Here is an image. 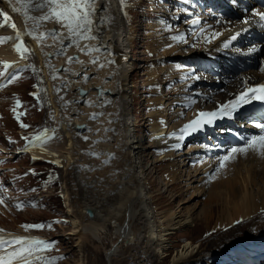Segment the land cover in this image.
<instances>
[{"label": "rangeland", "instance_id": "obj_1", "mask_svg": "<svg viewBox=\"0 0 264 264\" xmlns=\"http://www.w3.org/2000/svg\"><path fill=\"white\" fill-rule=\"evenodd\" d=\"M151 1L155 6L151 7ZM225 1L231 7L229 12H223L224 8H220L223 5L218 8V12L217 9L215 10L214 6L220 5V0H214V3L213 0H126L123 11H121L119 0H116L121 13L122 34L127 37V58L132 67L128 80L131 96L130 117L133 120L131 130L134 141L140 140L138 159L144 172L146 187L152 196L149 203L150 210L152 209V223L155 228H158L156 226L159 225L157 222L159 213L166 210L180 211L186 216L191 215L194 221L185 228L170 233L168 235L170 246L163 253L160 252L161 254L157 253V246L154 245L149 250L148 256H144L143 251L146 248L143 244L140 245L141 247L139 245L130 247V245L124 246L119 243L120 252L112 257L111 264L131 262L132 264H238L240 261H252L255 264V260L258 264H264V209L261 208V201L248 203L244 207L243 216L239 218L232 219L229 209L227 215L230 222L227 224L226 220H218L225 199L231 202L230 207L233 200L231 196L234 195L232 190L239 188L242 182H244V193L252 190V195L258 191L262 196L264 150L257 152L249 149L246 153H234V158L228 160L225 167L218 172L215 171L218 157L227 155L228 150L233 147L244 146L246 142L244 132L253 131L248 137L259 134V131L255 132L252 128H245V126L255 122L264 123L261 119V117L264 118V112H261L262 107L254 110L253 117L247 120L237 116L228 117L220 124L211 126L209 130H201L186 136L180 144L181 147L175 148L171 157L163 158L167 149L160 145L156 146L157 144L151 139L153 133L150 120L154 119L153 114L158 113L162 108H166L167 112L177 108L182 110V114L173 120H170V115L166 112L169 117L165 124L169 127L179 125L180 122L184 124L185 121L196 117L198 112H212L218 109L219 104L235 99L238 94L245 91L246 85L251 87L258 84L264 75V71L261 70L264 69V41L260 40L259 34L247 42L244 37L249 33H240L237 41L225 48L227 50L225 54L222 51L223 46L213 54L205 49L212 42L223 38L227 29L237 27L242 29L243 20L253 16L254 7L263 9L260 2L257 5L255 1H251L250 6L244 7V0H237L238 6L246 8L241 14L237 12L235 4ZM15 2L20 4L21 12L24 13L23 6L26 0H15ZM10 5L14 8L12 3ZM185 8L188 9L187 12L183 11ZM10 10L0 0V38L13 37L19 32L22 34L20 40H23L24 46L30 51L22 60L20 54L11 47L14 43L20 42L16 36L9 43L7 40L0 43V52L3 55H0V61L11 63L16 60L17 65L20 64L17 69L12 71L10 67L5 72V76L8 74L9 78L11 74H18L19 78L13 84L0 88V196L5 197L4 203L0 204V229H3L5 234L33 235L45 241H55L54 246L45 250L43 255L49 258L54 256L64 258L55 260L52 264H79L80 261H83V264H106L105 252L111 248L107 235L110 232L102 231L103 233L100 232L93 242L87 241L80 253L75 247L72 225L74 213L72 214L71 209L75 208L74 205L77 202L81 203L87 194L84 192V186L75 177L79 167H75L71 161H68L64 167V151L59 153L62 158L59 163H52L41 158L33 159L29 149L23 153L18 151L26 144L22 137L31 139L38 134L43 137L45 130H49L47 135L53 136L51 141L57 144H64L66 138L59 128L60 123L55 118L56 113L51 107L47 91V78L53 85L55 80L53 65H59L58 59H55L52 65L48 62L51 57L44 56V63H40L30 44L31 41L26 40ZM125 12L127 15L124 14ZM4 13H7V16L3 15ZM174 13L178 17L177 20L173 19ZM29 14L40 13L35 14V11L29 10ZM196 15L200 17L201 23L193 26L190 25L191 23L187 24ZM221 16L231 22H224ZM217 20L221 23H217ZM157 21H163L165 27H171L168 31L179 27L184 28L186 34L183 40L185 41L191 42L194 35L196 38L186 45L182 44V41L175 42L173 45L168 44L169 42L161 39L160 33L153 30L152 25ZM13 24L16 25L15 28L12 27ZM23 24L27 33L25 35L34 39L37 46L41 45L42 40L38 41L35 36L28 35V31L32 29L30 20L24 17ZM201 28L204 29L203 33L200 32ZM216 32L221 35L213 38V33ZM253 46L257 47V51L248 53V49ZM236 49L240 51L237 52ZM236 55L240 56V60L236 59L232 63L227 60L231 61V57ZM241 60L244 61L243 65L240 63ZM206 61L208 65L205 64ZM219 61L222 62L219 63ZM25 64L32 65V68L24 67ZM55 70L58 71L59 68L56 67ZM105 70H107L106 67ZM0 71H5L2 64H0ZM44 71L47 72L48 77ZM150 76L155 77L154 81L158 88L155 89L151 85ZM3 78L5 77H0V81ZM33 92H38L40 97L30 95ZM61 92L60 90L58 94L63 97ZM16 99L20 100L17 112L24 113L20 116L19 122L12 112ZM106 99L112 102L113 98ZM109 105L110 103H104L103 107ZM20 122L29 127L21 128ZM81 127H78L75 133L79 135L74 137L77 143L79 142V153L82 149L83 154L88 145L84 144L87 140L82 138L84 129L80 130ZM51 130H55L54 135ZM85 136L88 134L85 133ZM9 138L13 143H9ZM80 141H84L82 146ZM231 141L233 145L225 148ZM90 146L93 148L95 144ZM219 147L224 148L215 150ZM188 154L194 155L195 158L189 160L186 158ZM184 159L186 164L181 166L183 163L181 160ZM198 160L199 163H197ZM181 168L184 170L198 168L203 181L188 184L189 181L185 180V172L182 173ZM30 169L33 171L30 172ZM171 171H178L182 177L179 178L175 174L174 180H170L169 178L173 176ZM209 172L214 173V178L211 180L206 175ZM95 177L98 176L95 175ZM195 191L199 192L198 195ZM99 192L96 193L97 199L103 196ZM99 199L103 200V198ZM18 202H24V206L20 209L14 206ZM32 204L36 206H31ZM202 212L209 215V221L206 222L201 217ZM54 221L64 222L53 223ZM25 224H51L52 226L40 229L21 227ZM144 229L142 228L141 237L145 235ZM187 241L196 246L198 253L192 260L173 262V257ZM95 244L99 246V249L95 250ZM17 247L19 245L0 247V254ZM12 264H19V261H12ZM32 264H39V262L33 261Z\"/></svg>", "mask_w": 264, "mask_h": 264}, {"label": "bare ground", "instance_id": "obj_2", "mask_svg": "<svg viewBox=\"0 0 264 264\" xmlns=\"http://www.w3.org/2000/svg\"><path fill=\"white\" fill-rule=\"evenodd\" d=\"M2 1L5 5H7V7L11 9L10 11L14 16L16 23L20 26L21 32L25 36L26 40L29 42L31 41L30 44L32 45L40 63H44L45 59L43 60V58L45 56L51 57L48 62L52 63V65L54 64L55 59H58V63L60 65L59 70L54 72L56 79L54 80L53 85L47 78V91L51 107L54 113H56L55 118L60 123L59 128L62 132V135H64V138H66V141L64 144H57L55 141L51 140H46V142L43 144H41L40 141H37L35 146L31 145L29 151L31 156L51 162L60 161L62 158L59 156V153L64 151V167L68 161H71L75 167H79V171L76 173L75 177H77L79 180L77 181L80 182L82 186H84V192L87 194L84 196V199L81 203L77 202L78 204H72L75 206V208L73 209L72 207L71 209L72 214L74 213V215H72V225L74 227L73 235H75V247L77 252L80 253L82 251L84 244L87 241L93 242L94 239H97L100 232L105 231L110 232L106 234L108 235L109 241L111 243L110 250L105 252L106 264L107 261L109 262L108 264H111L112 257L120 252L121 247L119 243H122L124 246L130 245V247L138 245L140 246L143 244V246L146 248L143 251L144 256H148L149 250L153 245L157 246V253H163L166 251V248L170 246L168 235L175 230L185 228L194 220L193 216H186L181 214L180 211L176 212L173 210H166L162 213H159L160 216L157 218L159 225L156 226L158 228H155L154 224L152 223V209L150 210L149 205L152 196L149 189L146 187L147 184L145 181L144 172L138 159V154L141 148L138 144L140 143V140L138 139L134 141V135L131 130L133 120L130 117L131 96L129 93L130 85L128 84V80L132 67L127 58V37L126 35L122 34L121 13L118 9L119 7H117L116 0H100L101 8L98 11V16H110L111 22H101L99 20L96 21L100 28L101 39L99 41L80 42V46H83L84 44H88L89 46L96 44L104 45L99 53L93 52L90 54L80 51V46L70 45V41L68 40H65L63 44H60L59 41L54 43L51 37H45L42 40V44L39 45L43 47L41 49L39 46H37V44H35L34 39L32 40L25 35L27 33L24 29L25 25L23 24L24 13L21 11L19 13L13 10L14 8L21 9L20 4L15 2V0ZM227 1L233 3V0ZM251 1H255L256 4L258 2L264 3V0H244V7L250 6L251 3L249 2ZM10 3L14 5V8L10 5ZM151 4V7L155 6L152 1ZM233 4H235L237 7V12L241 14L245 12L246 8H241L236 3ZM105 5H107V7H105ZM255 8H257V6L253 8L255 11L264 12V9ZM223 12H225V10ZM36 13L37 12H35V14ZM195 17H197V15ZM252 17L249 18L252 22L247 25L243 24L241 26V30L237 29L238 27L227 29L228 31L226 30L227 33L223 38H219L220 40L212 42L208 46L205 45V49L207 51H211V54L216 53L223 46V43L228 41L230 36L236 33H239L240 35V33L248 32L249 34L245 35L244 37V40L247 42L251 41V38L258 36L259 32H262V36L264 37V24L257 22V17ZM198 18L200 17L198 16ZM173 19H178L176 13L173 14ZM221 19H223V21L226 23H229L230 21L223 16H221ZM30 22V26L32 27V21ZM162 22L157 21L154 25H152L153 30L156 33H160L162 37L161 39L165 40V42H169L168 44L173 45L175 42H178L177 40H173L172 37L178 35L184 36V34H186L184 28L180 29V27L174 28L173 31H168V29H171V27H165V23ZM187 24H190L189 21ZM190 25L193 26L194 24ZM58 27L59 26L55 25L52 21H48L43 24L42 28L37 29L36 32L38 35L39 31H46L48 29ZM190 30V33L192 34L193 29L191 28ZM191 34L190 36H192ZM192 38L194 40L196 38L195 35ZM193 40L191 42L188 40L184 42L185 40H183L181 43L186 45L192 43ZM236 41L237 40L231 41L229 46ZM60 48L64 49L62 54L59 53ZM11 51L12 50H10V52ZM6 53H8V51ZM68 56H72L75 59L69 63L67 62ZM96 56L100 57L97 63H89V60L95 58ZM77 60L83 61V63H78L76 62ZM109 60L112 62L109 63ZM100 64H104L105 66L100 67ZM58 66L53 65L54 69L56 67L58 68ZM105 67L107 70H105ZM64 69H71V71H64ZM83 73H87L89 78L85 80L83 78ZM44 74L46 77H48L46 71H44ZM65 78L67 79L65 80ZM150 78L151 85L154 86L155 89L158 88L157 83L154 81L155 77L150 76ZM96 84L100 85L102 88L100 92H98L96 89ZM256 85H264V75L262 78H260V81ZM256 85L254 84L251 87L246 85V89L252 88ZM57 86L62 91L61 94L63 96V100L72 101V103L68 104L66 107L63 106V101L60 99V95L56 91L55 87ZM79 86L87 89L85 94L82 95L78 92ZM103 88L113 89L114 93L110 94L107 91L105 92ZM108 97L111 99L113 98L112 102H110L108 107H103L104 103L102 100H105ZM248 98L251 99L250 96ZM89 101H91V103H89ZM258 107H262L261 112H264V101H252V103L248 105H243L231 116L218 115L212 123L205 125L197 132H200L201 130H209L211 126L220 124V122L226 120L228 117L237 116L242 117L245 120L252 118V113H254V110L258 109ZM166 112V108H162L158 113H154V119L150 120L151 132L153 133L151 139L157 144L156 146L160 145L162 148L167 149L163 158L171 157V154L175 149L173 145L176 143H182V141H179L176 136H172L170 134L173 132L178 133V130L182 127V125L196 118L194 117L189 119L185 121L186 123L183 122L184 124H181L180 122L179 125L176 123L177 125H171L169 127L168 124H165V121L168 120L167 118L169 117H167V113L170 115V120H173L182 114V110L177 108L172 112ZM92 113H103V115H100L96 119H90L89 117ZM77 123H83V126L80 128V130L84 129L82 134L85 136L86 133L89 136V140H85L86 142L83 141L84 144L88 145V148H83L86 150L83 154L81 153L82 149L79 153V142L77 143L76 138L74 137V135L76 136L78 134H75L79 129L76 126ZM255 123L248 124V126H245V128H252V130L255 132L259 131L255 127ZM97 129H100V131H97ZM105 129H107V131H105ZM252 132L253 131H248L246 133L244 132V136L248 137ZM101 137H103V139H100ZM93 141L98 142L93 143ZM83 142L80 141V145L83 144ZM92 144H95L93 148L90 146ZM231 145H233L232 141L227 146H225V148ZM220 148L223 149L224 147H219L215 150H222ZM93 151L99 153V155H90V153ZM53 153H55V155H53ZM186 158L191 160L195 158V156L188 154ZM106 159L109 161L107 164L103 163V161ZM185 159L181 160L183 162L181 163V166H185ZM183 172H185V180L189 181L188 184L197 181H203V178L200 177L201 173L198 168L193 170H184L183 168L182 173ZM171 173L173 176L169 178L170 180H174L175 174L178 175L179 178L182 177L178 171H171ZM95 175L98 177H95ZM243 183L244 182L241 183L239 188L236 187L234 188L235 190H232L234 195L231 196L233 200L230 207L229 204L231 202L225 199V202L222 204L221 211L218 215L219 221L226 220V224L230 222V219H228L227 215L229 209L232 213V219L243 216L244 207H246L248 203L250 204V202L253 203L255 201H261V208L264 209V189L262 196H260L261 194L258 193V191L252 195V190L246 191L245 194ZM97 192L103 194V196L101 194L102 197L99 196V198H103V200H100L99 198L97 199ZM199 192L197 191L196 194L198 195ZM247 195L249 196L247 197ZM103 205L106 207L104 206L102 208ZM86 209H90L93 215L88 216V214H86ZM202 213L201 217L205 219L206 222L209 221V215L207 213ZM219 221L217 222L218 224ZM142 228H145L144 237H141V233L143 231ZM0 235H3L5 239H10L11 236H25L23 234L5 233H0ZM26 236L36 238L33 235ZM94 248L95 250L99 249V246L95 244ZM196 253H198L196 246H194L192 242L187 241L182 244L181 248L177 251L173 257V262L180 263L192 260V258L196 256ZM132 263L133 262L129 264ZM79 264H83V261H80ZM238 264H253V262L240 261Z\"/></svg>", "mask_w": 264, "mask_h": 264}, {"label": "snow or ice", "instance_id": "obj_3", "mask_svg": "<svg viewBox=\"0 0 264 264\" xmlns=\"http://www.w3.org/2000/svg\"><path fill=\"white\" fill-rule=\"evenodd\" d=\"M237 0H233V3H236ZM121 11L124 10L126 6V0H119ZM24 17L26 20L32 21V29L28 31V35L35 36L38 41L43 40L45 37H51L52 41L55 43L57 41L60 44H63L65 40L70 41V45L80 46L81 41H99L101 39L100 36V28L96 23L97 20L104 22H111L110 16H98V11L101 8L100 0H26L24 4ZM107 7V5H105ZM16 12H20V8L13 9ZM29 10L39 12V15H30ZM183 11L187 12L188 9L185 8ZM127 15V13H124ZM3 15L7 16V13ZM253 16L258 18L257 22L264 24V12H258L253 10ZM52 21L55 25H58V28L48 29L46 31H39L38 35L36 30L42 28L45 22ZM252 21L249 18H245L243 20L244 24H249ZM191 24H199L201 21L198 17H194L191 21ZM217 23H221L220 20H217ZM13 28L16 27L15 24L12 25ZM210 27V26H209ZM204 29L201 28L200 32L203 33ZM21 33L16 34V39L20 40ZM221 33H213V38L220 36ZM239 33L233 34L230 36L228 41L223 43V47L227 48L231 41L237 39ZM12 37H2L0 38V43H3L5 40H11ZM173 40L183 41V36H174ZM186 42V41H184ZM171 45H169L170 47ZM13 49L20 54L21 59H25V54L30 50L28 47L24 46L23 40H20L18 43H14L12 45ZM104 47L103 44H96L89 46L88 44H84L80 46V51L87 53H99L101 48ZM239 52V49H236ZM257 51V47L253 46L248 49V53H254ZM64 52L63 48L59 49V53L62 54ZM75 58L72 56L67 57V62H72ZM100 59L99 56L92 58L89 60V63L96 64ZM78 63H83V61H76ZM111 63L112 61H108ZM18 62H7L0 61V64L3 65L5 71H0V77H5V72L13 65ZM100 67H104V64H100ZM24 67L32 68V65L25 64ZM49 67H52L49 65ZM264 71V69H261ZM53 71L56 70L53 68ZM64 71H71V69H64ZM18 74H11L10 78L5 77V82L0 83V88L7 87L8 85L13 84L18 79ZM83 78L88 79L87 73H83ZM198 79L199 77H193ZM53 79H56V76H53ZM67 78H65L66 80ZM67 86V85H65ZM56 91L59 92L60 88L57 87ZM33 96H39L38 92L30 93ZM251 97L249 99L248 97ZM63 101V106L66 107L68 104L72 103V101H65L63 97H60ZM252 101H264V85H256L252 88H248L245 91L238 94L235 99L229 100L222 105L218 106L216 111L212 112H198L196 118L190 120L186 124H184L177 132H173L170 135L176 136L179 141H183L186 136L191 135L194 132L199 131L205 125L212 123L218 115L223 116H231L235 113L239 108L243 105H248L252 103ZM91 103V101H89ZM103 103H110L107 99L103 101ZM20 105V100L16 99L15 106L12 108V112L17 119L20 121V116L24 113H18L17 107ZM102 106V105H101ZM103 113H92L90 115V119H96ZM21 128H28L29 125L20 122ZM255 127L259 130V134H254L250 137H245L246 141L243 147H233L228 150V154L225 156H220L217 158V166L215 171L218 172L221 168L225 167L226 162L230 159H233L234 153H246L249 149H253L257 152L264 150V123L257 122L255 123ZM49 130H45V133L42 135L38 134L33 136L31 139L28 137H22L26 141L25 147L23 149H18V151H28L29 145L35 146L36 141H40L41 144L45 143L46 140L53 139V136L47 135ZM53 135L55 130H51ZM100 131V129H97ZM107 131V129H105ZM83 139L88 140V136H84ZM100 139H103L101 137ZM98 141H93V143H97ZM9 143H13V141L9 138ZM174 148L179 149L181 147L180 143H176L173 145ZM218 147V146H217ZM55 155V153H53ZM90 155H99V153L93 151ZM38 157H33V159H37ZM53 163H59V161H52ZM109 161L106 159L103 163L107 164ZM200 161L198 160L197 163ZM30 172L33 170H29ZM27 175V173H25ZM34 174V173H33ZM208 175L209 180L214 178V173L209 172L206 173ZM51 178V177H50ZM6 191V189H5ZM5 197L0 196V204H3ZM17 209H20L24 206V202H18L14 205ZM31 206H36L32 204ZM64 221H54L53 223H61ZM47 226L51 228V224H25L21 225V227L25 229H40ZM4 230L0 229V233H3ZM55 241H45L39 238L27 237V236H11L10 239H5L3 235H0V247H4L5 245H19V247L15 248L12 251H5L3 254H0V264H12V261H19V264H32L33 261L39 262V264H52L53 261L63 259V256H54L47 257L43 255L45 250L51 249Z\"/></svg>", "mask_w": 264, "mask_h": 264}, {"label": "water", "instance_id": "obj_4", "mask_svg": "<svg viewBox=\"0 0 264 264\" xmlns=\"http://www.w3.org/2000/svg\"><path fill=\"white\" fill-rule=\"evenodd\" d=\"M58 68H60V65L58 66ZM95 87H96V89L98 90V92H100L101 90H102V88L100 87V85H98V84H96L95 85ZM103 90L106 92H108V93H110V94H112V93H114V90L113 89H110V88H103ZM86 91H87V89L86 88H84V87H82V86H79L78 87V92L80 93V94H85L86 93ZM82 124L83 123H77L76 124V126L77 127H81L82 126ZM86 214H88V216H92L93 215V213H92V211L90 210V209H86Z\"/></svg>", "mask_w": 264, "mask_h": 264}]
</instances>
